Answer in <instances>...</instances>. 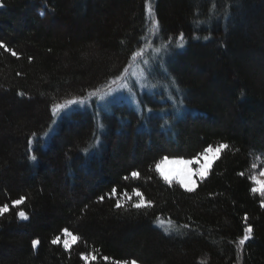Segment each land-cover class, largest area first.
<instances>
[{
    "label": "trees",
    "instance_id": "trees-1",
    "mask_svg": "<svg viewBox=\"0 0 264 264\" xmlns=\"http://www.w3.org/2000/svg\"><path fill=\"white\" fill-rule=\"evenodd\" d=\"M151 1L160 37H185L167 61L177 103L155 92L139 96L142 109L75 108L30 151L52 104L123 72L147 32L146 0H0V41L19 55L0 48V205L10 208L0 217V264H85L89 252L94 264H264V199L250 180L264 151V0ZM219 143L229 148L194 192L155 169L165 155L192 158ZM112 187L139 189L153 206L137 210L133 196L118 209ZM245 216L253 236L238 248ZM64 228L80 237L69 250L51 243Z\"/></svg>",
    "mask_w": 264,
    "mask_h": 264
},
{
    "label": "snow or ice",
    "instance_id": "snow-or-ice-1",
    "mask_svg": "<svg viewBox=\"0 0 264 264\" xmlns=\"http://www.w3.org/2000/svg\"><path fill=\"white\" fill-rule=\"evenodd\" d=\"M0 7H3V4H0ZM145 11L147 14V19L151 23V29L150 32L153 36L158 35L161 32V26L159 23V20L156 18V13L154 10V7L151 3L146 0L145 4ZM142 39H147V37H142ZM185 37L184 34L181 33L178 37L177 41V47H183V41ZM205 40L210 39V37H204ZM171 44V38L168 39V41L161 44L160 47L156 48L155 51L157 53H160L161 51L167 52L169 49V46ZM0 48L4 49L5 52H10L13 57L19 58V55L16 51L8 48V46L3 42L0 41ZM145 49L143 47H139L136 51H133L130 57V61L135 62H141L145 65H148L150 61L148 59H144L145 56ZM32 58L29 57V60ZM131 67V63L126 66L123 70V72L117 76L115 79L111 81V84H117L118 81H125L124 83H120L117 88H109L108 92L103 93L99 95V100L106 101L107 97L112 96L114 93L120 91L121 89H128V92L132 93V88L127 83V73L129 72V68ZM150 74V73H149ZM133 75H135L133 73ZM143 75V73H142ZM179 90V89H177ZM99 89L96 91L89 92L86 97H74L73 99L65 100L63 103H54L51 105V114L53 117L52 125L58 122V119L62 115L69 114V110L71 109V106L73 105H85L89 103L90 99L92 97H96L98 95ZM20 95H23V93H20ZM52 125H49L50 130H54L52 128ZM46 137L51 135V131L46 132L44 134ZM33 137H36L37 141L40 140V137L37 136L36 133L32 134ZM33 144L34 140L32 138H29L28 145L29 150H33ZM229 145L226 143H219L215 146L209 144L207 147L204 148L202 152H199L193 159H173L169 160L168 156L165 155L162 159H160L155 164V169L159 173L160 177L163 179V181L168 184L172 185L173 181H175L176 184H178L181 188L185 189L188 192H194L197 188V180L200 182H203L209 175V171L212 167V161L209 160V156L212 154H215V158L219 159V154L222 153L224 150L228 149ZM30 159L35 161L37 160L36 155H31ZM257 159L259 160L260 157L257 156ZM264 162V161H262ZM168 164H174L179 165L182 167H179L177 169H173L171 171H166L165 166ZM195 165V167H193ZM253 168H256L257 166L254 164L252 166ZM140 173L138 171H132L131 176L133 178H138ZM239 175L243 176L244 173L241 172ZM125 180L128 179V176L124 177ZM250 180L253 182V187L251 188L252 193H259L261 197H264V169H261L259 173L253 174L250 177ZM109 198L115 199V207L116 208H122L125 206V204L128 201H131L133 196L136 197V202L131 204V207L140 210L142 208H151L152 201L146 200L144 194L139 190L134 188L131 193L128 191H124L122 193H118L116 187H112L110 193L106 194ZM100 201H103L105 199L104 195H101L98 197ZM25 202V198L21 196L19 199L13 200L11 202L12 207H18L22 205ZM261 206L264 207V200L261 201ZM10 210L9 204L5 203L3 205H0V217L4 216L6 213H8ZM17 216L22 220H28L29 217L27 213L24 210H20L17 213ZM248 217H244V221L246 226L243 230V237L239 239L238 241V248H243L246 241L250 240L253 236V227L251 224L247 223ZM157 221L161 226L165 225V221L162 220L159 216L157 217ZM167 228H165V232L168 233L170 231H174L175 228L173 227L172 221H167ZM183 227L187 228L188 225L185 224ZM62 236L63 240L61 239V235H57L51 243L53 245L61 244L63 245V248L65 250H69L72 246V244L79 241L80 237L78 235H75L72 231H70L68 228H64L62 230ZM40 241L38 239H34L32 241V245L35 248ZM81 259L85 262V264H94L95 261H97L98 257L95 254V252H89L86 254H81ZM104 261L107 262L110 258L107 256L103 257ZM113 264H137V261L135 259L129 261L127 259L125 260H114ZM203 264V262H202Z\"/></svg>",
    "mask_w": 264,
    "mask_h": 264
},
{
    "label": "rangeland",
    "instance_id": "rangeland-1",
    "mask_svg": "<svg viewBox=\"0 0 264 264\" xmlns=\"http://www.w3.org/2000/svg\"><path fill=\"white\" fill-rule=\"evenodd\" d=\"M153 5L154 7V2L151 1L149 2ZM151 29V23L148 20V26H147V32L145 37L147 39H144L143 44L141 47L145 49V56L144 59H148L150 63L148 65H145L141 62H129L131 63V67L129 68V72L126 74L127 75V83L129 86L132 88V93L130 94L128 92V89H121L120 91L114 93L112 96L107 97L106 101H101L99 100V95L108 92L109 88H117L120 83H124L125 81H118L117 84H111V81L107 83L104 86L98 87L92 91H96L99 89L98 95L96 97H92L89 101V103L81 106V105H73L71 106V109L69 112L75 108H85V109H93L96 111L97 114H100L102 111H110L112 104L118 103V102H125L127 104H131L133 106H136L139 109H142L139 103V96L142 93H147V94H153L155 92H162L168 100L172 101L173 103L176 102L175 99L179 98L181 96L180 90H177L178 87L174 84L171 76L168 73L167 70V61L169 56L174 52L175 49H180L181 47H177V41L179 36L175 37H169L171 38V44L169 46V49L167 52L161 51L160 53H157L155 51L156 48L160 47L162 43L168 41H164L160 35L153 36L152 33L150 32ZM175 38V39H174ZM184 44V41H183ZM128 64V65H129ZM127 65V66H128ZM133 73L135 75H133ZM143 73V75H142ZM150 73V74H149ZM115 79V78H114ZM88 92V93H89ZM87 94H85L82 97H86ZM73 99V98H70ZM68 100V99H66ZM65 100H62L58 103H63ZM177 103V102H176ZM63 116V115H62ZM52 125V123H51ZM56 123L52 125V128L55 129ZM51 131V134L54 130H50L48 127L46 130H44L38 137H40L39 142L45 143L48 141L49 137L51 136H45L44 134L46 132ZM35 142H38L36 137L32 138ZM33 144V146H34ZM257 156L260 157V159H257ZM169 160L173 159H193L192 158H180V157H168ZM215 154H212L209 156V160L212 161V163L215 160ZM264 151L257 152L253 155V164H255L257 167L256 168H251V176L253 174L259 173L261 169H264ZM179 165H174V164H168L165 166L166 171H171L173 169H177ZM195 167V165L193 166ZM198 181V180H197ZM254 186V185H253ZM264 199V197H263ZM61 239L63 240V236H61ZM138 264V263H137Z\"/></svg>",
    "mask_w": 264,
    "mask_h": 264
}]
</instances>
